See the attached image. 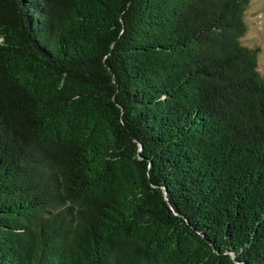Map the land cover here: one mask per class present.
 <instances>
[{
    "label": "trees",
    "instance_id": "obj_1",
    "mask_svg": "<svg viewBox=\"0 0 264 264\" xmlns=\"http://www.w3.org/2000/svg\"><path fill=\"white\" fill-rule=\"evenodd\" d=\"M248 3L0 0V264H264Z\"/></svg>",
    "mask_w": 264,
    "mask_h": 264
},
{
    "label": "rangeland",
    "instance_id": "obj_2",
    "mask_svg": "<svg viewBox=\"0 0 264 264\" xmlns=\"http://www.w3.org/2000/svg\"><path fill=\"white\" fill-rule=\"evenodd\" d=\"M244 19L247 29L242 42L257 49V67L264 74V0H249Z\"/></svg>",
    "mask_w": 264,
    "mask_h": 264
}]
</instances>
